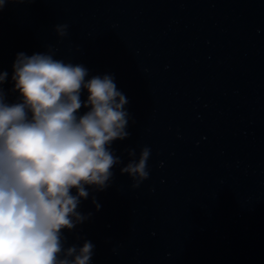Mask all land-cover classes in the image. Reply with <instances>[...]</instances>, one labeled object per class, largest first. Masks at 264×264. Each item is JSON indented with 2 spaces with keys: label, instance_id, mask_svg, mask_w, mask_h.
<instances>
[{
  "label": "water",
  "instance_id": "95a60500",
  "mask_svg": "<svg viewBox=\"0 0 264 264\" xmlns=\"http://www.w3.org/2000/svg\"><path fill=\"white\" fill-rule=\"evenodd\" d=\"M49 47L128 101L121 163L65 247L91 242L90 264H264V0H6L9 102L16 55ZM144 147L148 178L121 174Z\"/></svg>",
  "mask_w": 264,
  "mask_h": 264
},
{
  "label": "clouds",
  "instance_id": "9594fccd",
  "mask_svg": "<svg viewBox=\"0 0 264 264\" xmlns=\"http://www.w3.org/2000/svg\"><path fill=\"white\" fill-rule=\"evenodd\" d=\"M67 28L56 25L58 37ZM54 57L51 47L16 55L13 102L3 88L8 73L0 72V264H90L92 243L65 247L62 230L89 218L78 210L86 189L109 186L121 163L111 146L129 135L128 101L114 77H89L83 64ZM149 155L144 147L121 174L147 179Z\"/></svg>",
  "mask_w": 264,
  "mask_h": 264
}]
</instances>
